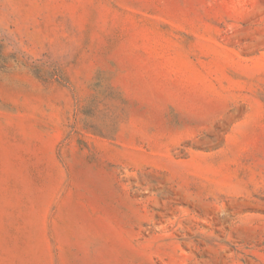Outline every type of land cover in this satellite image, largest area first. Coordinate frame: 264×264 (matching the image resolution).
Instances as JSON below:
<instances>
[{"label":"rangeland","instance_id":"1","mask_svg":"<svg viewBox=\"0 0 264 264\" xmlns=\"http://www.w3.org/2000/svg\"><path fill=\"white\" fill-rule=\"evenodd\" d=\"M0 264H264V0H0Z\"/></svg>","mask_w":264,"mask_h":264}]
</instances>
